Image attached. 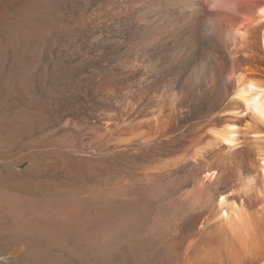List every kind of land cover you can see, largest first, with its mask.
<instances>
[{"label":"bare ground","instance_id":"6f19581e","mask_svg":"<svg viewBox=\"0 0 264 264\" xmlns=\"http://www.w3.org/2000/svg\"><path fill=\"white\" fill-rule=\"evenodd\" d=\"M12 152L6 263L264 264V0H0Z\"/></svg>","mask_w":264,"mask_h":264},{"label":"rangeland","instance_id":"374dc122","mask_svg":"<svg viewBox=\"0 0 264 264\" xmlns=\"http://www.w3.org/2000/svg\"><path fill=\"white\" fill-rule=\"evenodd\" d=\"M12 153L13 154L8 153L10 155L6 154L0 156V182L6 183L8 185H15L14 183H16V181L17 182L20 181L22 178L24 179L29 176L31 178H39L43 176L41 172L29 173L27 170L29 165L28 161L22 160L17 152H12ZM2 256L4 257H1L0 264H10L6 262L11 260V256L6 254Z\"/></svg>","mask_w":264,"mask_h":264}]
</instances>
